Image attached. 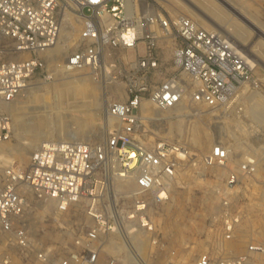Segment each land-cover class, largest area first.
I'll use <instances>...</instances> for the list:
<instances>
[{"label": "built area", "instance_id": "2783aa9c", "mask_svg": "<svg viewBox=\"0 0 264 264\" xmlns=\"http://www.w3.org/2000/svg\"><path fill=\"white\" fill-rule=\"evenodd\" d=\"M62 4H73L81 19L77 41L64 54L62 66L88 68L105 88L121 89L120 97L106 107L107 116L117 124L98 141H43L31 152L27 167L4 166L0 233L8 249L19 257L33 256L39 264H119L114 255L100 262V239L137 228L152 233L155 225L149 205L169 198L179 167L195 155L165 138L147 145L141 139L148 131L143 125L144 105L160 110L181 103L234 107L238 101L251 103L260 81L251 57L230 37L176 12L170 0H0V142L13 128L11 105L16 97L34 76H52L47 59L59 41ZM251 131L253 141L264 139V127ZM245 146L255 147L249 142ZM231 148L218 139L196 158L198 166L226 167L223 182L215 189L223 207L222 243L232 238L240 218L230 209L228 197L264 157L247 153L229 166ZM116 179L131 185L126 193L128 209L120 210L117 201L99 208L101 197ZM80 202L87 205L90 225L77 231L61 226L53 239L43 238L41 223L34 228V208L39 211L53 203L55 213H63ZM125 239L126 258L131 264H142L134 241ZM253 254L263 255L264 244L251 241L237 254L205 250L195 264H250ZM9 262L5 250L0 264Z\"/></svg>", "mask_w": 264, "mask_h": 264}, {"label": "rangeland", "instance_id": "374dc122", "mask_svg": "<svg viewBox=\"0 0 264 264\" xmlns=\"http://www.w3.org/2000/svg\"><path fill=\"white\" fill-rule=\"evenodd\" d=\"M170 1L176 12L211 27L198 15L204 13L218 25L219 31L238 43L250 57L263 61V65L255 64L260 91L255 93L251 103L238 101L234 107L219 109L188 103L165 110L151 104L142 108L143 125L148 131L141 139L147 145L165 138L181 143L195 154L176 172L169 198L149 205L155 230L152 233L141 230L139 237H129L134 241L142 264H167L169 261L195 264L198 255L205 250L237 254L251 241L264 244V139L255 142L251 136V130L264 127V0ZM237 12L250 25L239 18ZM61 13L59 41L47 59L52 76H34L13 101V128L9 137L0 142V170L8 164L27 167L31 152L45 138L98 141L117 124L107 116L106 107L111 99L120 97L119 90L105 88L88 68L62 66L64 54L77 41L81 19L73 4H62ZM126 54L131 55V51ZM239 104L241 110L237 109ZM31 137H36L34 143ZM218 139L232 147L233 160L229 166H234L233 162L247 153L263 157L258 161L257 170L244 176L228 197L230 209L240 218L232 238L223 243L219 242L223 207L215 189L222 184L226 167H203L196 163L197 156ZM247 142L254 143L253 150L245 146ZM259 145L263 148H257ZM130 188L131 185L119 179L112 180L98 207L105 209L108 202L116 200L120 210H127L130 198L126 193ZM86 207L85 202H80L70 205L66 212L55 213L54 204L50 203L39 207V211L34 208L31 220L34 228L42 224L44 239H53L61 226H72L71 230L77 231L81 226L90 225L92 219L85 212ZM37 213L38 218H34ZM116 238L108 234L100 239V262L114 255L119 264H131L124 252L119 254L114 250ZM138 240H142V245ZM5 250L10 255L8 264H39L33 256L19 257L18 252L8 249L0 233V255ZM250 264H264V254H253Z\"/></svg>", "mask_w": 264, "mask_h": 264}, {"label": "bare ground", "instance_id": "6f19581e", "mask_svg": "<svg viewBox=\"0 0 264 264\" xmlns=\"http://www.w3.org/2000/svg\"><path fill=\"white\" fill-rule=\"evenodd\" d=\"M198 15L202 18V20H204V21H206L210 26H211V28H214V29H217L218 30V25L216 24V23H213L212 22V20L210 19V18H208V17H206V15L204 14V13H198ZM219 31V30H218ZM234 41V40H233ZM235 42V41H234ZM236 43V42H235ZM237 45H238V43H236ZM239 46V45H238ZM241 46H243V45H241ZM240 47V46H239ZM241 49L244 51V52H246L242 47H241ZM248 51V50H247ZM246 54H247V52H246ZM248 55V54H247ZM249 56V55H248ZM250 57V56H249ZM251 60H252V62L254 63V65L255 64H259V65H263V61H261V60H259V59H254L253 57H251ZM118 94H121L122 92H121V89H119L118 88ZM260 96V95H259ZM258 96V97H259ZM146 104H149V103H146ZM45 140H49V138H45L43 141H45ZM61 140V139H60ZM30 141L31 142H35L36 141V137H31L30 138ZM30 142V143H31ZM29 144V143H28ZM111 203L113 202V203H116V200H114V201H110ZM128 227V226H127ZM128 232L129 233H125V235H118V234H113L112 236H116L117 238H116V240H114V245H113V248H114V250L115 251H119V254H120V251H122V252H125L126 251V249L129 247V245H128V243L126 242V239H125V236H129V237H131V236H137V237H139L138 235H139V229L137 228L135 231H132L131 232V230H128ZM146 241L144 240L143 241V244L145 243ZM138 243H140L141 245H142V240L140 241V240H138ZM120 256V255H119ZM125 259V258H124Z\"/></svg>", "mask_w": 264, "mask_h": 264}, {"label": "water", "instance_id": "95a60500", "mask_svg": "<svg viewBox=\"0 0 264 264\" xmlns=\"http://www.w3.org/2000/svg\"><path fill=\"white\" fill-rule=\"evenodd\" d=\"M237 14V16L239 17V18H241L243 21H245L248 25H250V22L248 23V21L246 20V19H244V17H242L238 12L236 13Z\"/></svg>", "mask_w": 264, "mask_h": 264}]
</instances>
